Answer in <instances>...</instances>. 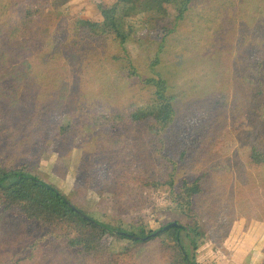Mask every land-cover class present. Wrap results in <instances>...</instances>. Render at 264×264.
Here are the masks:
<instances>
[{
    "label": "trees",
    "instance_id": "trees-1",
    "mask_svg": "<svg viewBox=\"0 0 264 264\" xmlns=\"http://www.w3.org/2000/svg\"><path fill=\"white\" fill-rule=\"evenodd\" d=\"M68 1L48 0L44 6L50 14L39 22L34 17L41 16L26 0L0 3V214H11L23 225L41 229L38 235L20 233L7 238L0 228V264H201L197 255L205 249V241L213 246L204 257L207 252H226L218 247L223 234L217 229L219 221L237 219L242 210L239 205H251L264 188V125L256 120L240 134L221 132L208 142V134L195 133L192 122L196 112L209 121L214 119L209 109H237L234 100L228 105L237 81L239 95L234 90L231 97H243L241 89L246 86L254 91L247 99L253 106L246 109L256 116L264 112V69L254 62L252 72H245L248 43L255 33L237 24V1L112 0L106 4L100 0L95 3L97 19L78 17L67 26L62 19L67 33L53 36V12ZM158 6H167L170 13L156 27L155 37L144 28L138 32L134 25L129 27L131 33L120 29L118 19L134 18ZM130 34L146 59V73L129 55L126 40ZM238 36L242 40L239 60L243 61L232 66L233 82L229 84L227 66L215 76V83L222 79L216 93L197 94L188 101L198 89L177 82L184 74V62L199 56H232ZM37 46L41 48L34 64H29L26 58ZM68 63L90 76L94 71L102 85L84 123L97 130V137L91 155H84L91 167L82 179V201L92 191L115 200L134 195L132 191L140 188L159 191L179 208L185 221L176 220L181 227L141 241L115 231L144 237L170 222L152 230L142 224L137 232L95 217L97 224L91 223L68 202L85 212L83 207L24 160L37 144L44 143L43 151L52 150L48 135L61 140L81 123L79 116L60 122L69 92L65 72L72 67ZM247 74L253 83L245 80ZM131 79L141 87L126 95ZM255 100L257 105L252 103ZM175 128L183 146L172 153L168 141ZM80 142L77 139L76 146ZM207 147L214 156L209 167ZM228 168L230 175L225 177ZM133 206V202L115 204V213L125 215ZM256 214L261 218L264 208ZM151 243L156 249L146 259L144 253ZM57 246L70 252L66 260L59 258ZM250 257L240 263L252 264ZM214 262L216 258H210L203 264ZM258 264H264V252Z\"/></svg>",
    "mask_w": 264,
    "mask_h": 264
},
{
    "label": "rangeland",
    "instance_id": "rangeland-1",
    "mask_svg": "<svg viewBox=\"0 0 264 264\" xmlns=\"http://www.w3.org/2000/svg\"><path fill=\"white\" fill-rule=\"evenodd\" d=\"M28 4L34 7L35 11L41 17L35 16L34 18L39 22L40 18L46 19L50 14L49 9L44 6L48 0H26ZM100 0H69L66 4L60 6L58 10L53 12L56 15L53 23V36H58L60 33H67L66 29L61 25L62 19L65 21V25L73 23L76 18H98V10L95 6ZM106 4L111 3L112 0H102ZM238 5V25L240 27H247L254 31L252 40H249L247 47V54L250 58L246 62V73L252 72V64L261 63L264 69V0H236ZM6 2V0H0V3ZM170 13V9L167 6H158L153 10H146L134 18H122L118 19L120 29L125 33H131L129 27L134 25L138 32L144 28L149 34L155 37L158 29V24L163 25L164 15ZM156 29V32H155ZM63 31V32H62ZM57 33V34H56ZM68 38V36H65ZM235 49L232 56L221 58L218 56H199L197 58L189 59L184 62V74L178 78L177 82L183 87L197 88L198 92L189 96L188 101L196 95L208 94L210 92L216 93L217 86L221 83L222 79H219L217 83L214 82L215 76L220 75L227 66L230 68L229 84L233 82L234 76L232 74V66L237 62L241 56V37L235 38ZM126 47L129 55L135 63L139 65V70L147 72L148 66H146V59L142 58L140 52L137 50V46L130 34L126 40ZM37 46L32 53L26 58L29 64H34V55L40 49ZM147 52V51H146ZM243 60H239V64ZM65 72V78L68 80L69 92L65 97L63 106L64 118L60 122H68L67 120H75L77 116L81 118V123L76 127L77 129L69 132L63 136L61 140L57 139L55 135H48L46 140L52 142L54 147L51 151H43L42 145L37 144L32 148L31 154L24 157V160L28 163L31 169L36 170L45 179L54 184L56 187L64 191L76 205L83 207L82 209L91 217H95L99 220L109 221L112 225H119L122 228H130L137 232L140 226L143 224L146 229L152 230L165 224L166 222L179 221L185 222L184 217L180 214L179 208L176 205L169 203L166 200V196L159 191H149L147 188H140L133 190V194H127L121 199L115 200L102 192H88V198L82 201L83 197L80 195V189L83 188L82 179L84 176H88L91 167L90 158L86 159L85 154H90L94 149V144L97 137V130L95 128H86L84 123L86 119L92 114L94 109V100L98 90L102 88L99 80L96 79V73L93 71L92 75H88L78 68L68 63ZM220 78V77H219ZM245 80L250 83L254 82V79L250 74L245 76ZM141 83L138 80L131 79L128 83L127 94H131L140 89ZM237 92L239 95L238 81L231 93ZM253 90L248 87L241 89L243 97L239 96L228 98V105L232 103L230 100H234L232 103L237 109L229 111L228 108H213L207 111L208 115L214 117L211 120L201 119L197 112L195 113L196 120L193 121V131L200 135L208 134V142L215 139L218 133L233 134L239 132V134L245 130L246 126H249L254 121H259L264 125V112L259 113L257 116L252 113L246 107H252L253 104L248 102V98L251 97ZM145 96L150 92L145 91ZM199 94V95H197ZM125 97L127 98V96ZM252 103L258 104L259 101L255 100ZM140 105L144 106V103ZM231 106V105H230ZM76 108V113L73 111ZM62 109V108H61ZM215 117H219L218 119ZM79 120V119H78ZM243 127H240V124ZM221 133V134H222ZM76 135V140H75ZM236 137L237 135L234 134ZM77 139H80V146H76ZM183 143L180 142L179 134L175 130L169 136L168 147L172 153H176L182 148ZM207 162L206 167L211 166L213 163L212 150L207 147ZM217 165V164H215ZM152 163L149 167L152 168ZM230 175L229 168L225 172V177ZM226 187V185H225ZM101 192V191H100ZM90 193V195H89ZM133 202L134 206L125 215L116 214L114 205L127 203V205ZM242 210L238 211L237 219L231 221L220 220L217 229H221L223 233L221 235V243L218 247H222L224 254L237 255L234 257L223 256V260L219 264H237L247 255L251 256L252 264H258L260 262L261 253L264 252V215H260L258 218L256 213H259L264 208V188L259 195L255 196L251 205L247 206V203L239 205ZM255 211V212H254ZM108 214V215H107ZM262 214V213H261ZM11 214H0V228L7 238L17 237L16 234L23 233V235H38L41 229L36 225H23L18 219H15ZM256 217V218H254ZM133 223V224H131ZM22 227V232L20 231ZM226 234V235H225ZM225 235V236H224ZM208 247L213 243L207 242ZM239 248V250H236ZM156 244L151 243L147 246V252L144 253L146 259L151 258L154 255ZM211 249V248H210ZM209 249V250H210ZM259 252H255V250ZM58 256L61 260H66L69 256L68 251L60 246L56 247ZM207 250V251H209ZM210 252L205 253L207 255ZM230 253V254H231ZM197 262L203 264L209 262L210 258H205L203 252H198ZM221 259V258H220ZM160 264V263H157ZM241 264V263H240Z\"/></svg>",
    "mask_w": 264,
    "mask_h": 264
},
{
    "label": "water",
    "instance_id": "water-1",
    "mask_svg": "<svg viewBox=\"0 0 264 264\" xmlns=\"http://www.w3.org/2000/svg\"><path fill=\"white\" fill-rule=\"evenodd\" d=\"M68 204L82 218L88 220L91 223L97 224V222L91 216H89L87 213L81 211L80 209H78L77 207H75L70 202H68ZM171 227L179 228V227H181V225L177 221H172V222L167 223L166 225H164L162 228L157 229L156 231H154V232H152L149 235H146L144 237L137 236V235H133V234L126 233V232H118V231H115V232L120 233V234L125 235V236H128V237H131V238H134V239H137V240L146 241V240L151 239L152 237H155L156 235H158L159 233H161L163 230H166V229L171 228ZM180 249H181L182 253L184 254V256L186 257V254H185L183 248L180 247Z\"/></svg>",
    "mask_w": 264,
    "mask_h": 264
},
{
    "label": "crops",
    "instance_id": "crops-1",
    "mask_svg": "<svg viewBox=\"0 0 264 264\" xmlns=\"http://www.w3.org/2000/svg\"><path fill=\"white\" fill-rule=\"evenodd\" d=\"M211 248V245L208 247V245H207V243H206V241H205V249L203 250V251H201V252H206L207 250H209ZM236 250H239V248H237ZM224 251H216V252H214V253H208L206 256L207 257H205V258H211V259H213V258H216V262H214V264H219L222 260H223V256H225L226 254H224L223 253ZM231 253V252H230ZM227 254L226 256H228V257H234L235 259L238 257L237 255H235V254ZM219 257V259H217ZM221 258V259H220ZM204 263H206V262H204ZM237 264H240V263H237Z\"/></svg>",
    "mask_w": 264,
    "mask_h": 264
}]
</instances>
